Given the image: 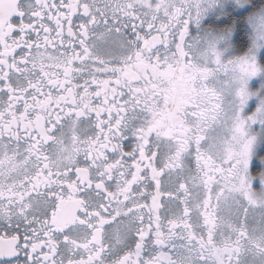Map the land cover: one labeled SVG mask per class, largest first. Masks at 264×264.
Wrapping results in <instances>:
<instances>
[{
    "label": "snow or ice",
    "instance_id": "6c2138e0",
    "mask_svg": "<svg viewBox=\"0 0 264 264\" xmlns=\"http://www.w3.org/2000/svg\"><path fill=\"white\" fill-rule=\"evenodd\" d=\"M0 264H264V0H0Z\"/></svg>",
    "mask_w": 264,
    "mask_h": 264
}]
</instances>
